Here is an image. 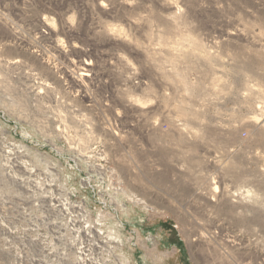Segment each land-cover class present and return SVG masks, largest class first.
<instances>
[{"label": "rangeland", "instance_id": "374dc122", "mask_svg": "<svg viewBox=\"0 0 264 264\" xmlns=\"http://www.w3.org/2000/svg\"><path fill=\"white\" fill-rule=\"evenodd\" d=\"M262 89L264 0H0V264L256 262Z\"/></svg>", "mask_w": 264, "mask_h": 264}, {"label": "bare ground", "instance_id": "6f19581e", "mask_svg": "<svg viewBox=\"0 0 264 264\" xmlns=\"http://www.w3.org/2000/svg\"><path fill=\"white\" fill-rule=\"evenodd\" d=\"M74 48H75L76 50H80L81 53L84 51V50L82 49L81 46L79 47V46L74 45ZM79 53H80V52H79ZM85 53H86V52H85ZM81 55H82V54H81ZM84 56H85V55H84ZM86 56H88V55H86ZM80 58H83V56H80ZM84 61H85V60H84ZM71 62H73L72 64L76 65V64H75V61H71ZM86 62H87V61H86ZM19 63H20V61H18V60H17V61H13V62L11 61L10 66L13 67V68H16V67L19 66ZM78 63H79V62H78ZM80 64H81V63H80ZM77 65H78V64H77ZM77 65H76V66H77ZM85 65H86V66H90L89 63H85ZM86 66H85V67H86ZM74 67H75V66H74ZM78 67H79V66H78ZM75 68H76V67H75ZM77 69H78V68H77ZM82 69H83V68H82ZM68 70H69V69H68ZM78 71H79V70H78ZM86 72H87V71H86ZM86 72H85V73H86ZM83 73H84V72H83ZM83 73H81L80 76H86V77H89V76H90L89 74H85V73H84V75H82ZM79 78H80V77H79ZM81 78H82V77H81ZM83 78H84V77H83ZM78 80H79V79H78ZM262 90H264V89H262ZM263 93H264V92H262V94H263ZM263 95H264V94H263ZM263 95H262V96H263ZM261 98H262V97H261ZM263 100H264V99H263ZM261 101H262V100H261ZM262 102H263V101H262ZM262 104H263V103H262ZM258 118H259V117H258ZM255 120H256V119H255ZM258 120H260V119H258ZM258 120H257L256 122H258ZM254 123H255V121H254ZM257 126H258V124H257ZM244 253H245L246 255H247V254H251V253H247V252H244ZM247 256H248V255H247Z\"/></svg>", "mask_w": 264, "mask_h": 264}, {"label": "built area", "instance_id": "2783aa9c", "mask_svg": "<svg viewBox=\"0 0 264 264\" xmlns=\"http://www.w3.org/2000/svg\"><path fill=\"white\" fill-rule=\"evenodd\" d=\"M260 257L258 258V260L256 262H252L251 260L249 262H241L240 264H264V250L263 252L260 253L259 255Z\"/></svg>", "mask_w": 264, "mask_h": 264}]
</instances>
